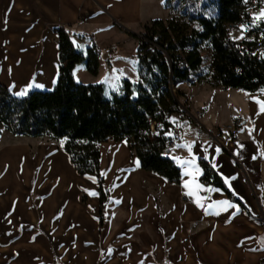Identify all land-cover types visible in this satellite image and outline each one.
Returning <instances> with one entry per match:
<instances>
[{"label": "crops", "instance_id": "1", "mask_svg": "<svg viewBox=\"0 0 264 264\" xmlns=\"http://www.w3.org/2000/svg\"><path fill=\"white\" fill-rule=\"evenodd\" d=\"M144 4L145 0H0V84L15 97L54 90L60 66L55 29L63 26L73 33L82 53L93 46L102 52L98 75L86 70L89 76L82 82L103 84L112 97L120 92L126 74L121 77L112 69L117 88L109 93L105 81L93 82L99 80L102 61L112 67L126 63L122 48L108 47L116 36L118 43L126 44V30L154 20ZM109 32L110 43L98 44L97 34L108 37ZM262 104L264 90L193 85L190 107L201 111V121L211 133L221 124L241 125L235 144L226 143L225 148L209 134L199 139L194 129H186L170 155L182 172L179 185L145 171L126 142L100 144L99 178L77 172L64 150L65 140H60L62 148L40 146L34 159L25 147L1 151L0 264H260ZM199 158L210 163L233 198L201 182ZM100 180L109 194L103 226ZM84 193L87 203L82 201ZM221 201L234 207L222 206Z\"/></svg>", "mask_w": 264, "mask_h": 264}, {"label": "trees", "instance_id": "2", "mask_svg": "<svg viewBox=\"0 0 264 264\" xmlns=\"http://www.w3.org/2000/svg\"><path fill=\"white\" fill-rule=\"evenodd\" d=\"M194 2L196 6L191 0L164 1L165 9L170 5L180 7L186 23L155 19L146 26L138 45L139 80H121L120 92L112 97L107 95L103 84L76 81L74 70L80 63L85 64L88 73L98 75L102 52L96 46L90 47L86 54L80 52L73 33L59 26L55 29L59 79L54 90L30 91L25 97H15L0 84V124L15 136L65 140L64 150L77 172L98 178L100 144L126 142L145 171L179 185L181 169L164 153L167 137L151 136L146 120L161 110L163 114L180 111L173 109L176 97L172 86L179 89L187 83L209 81V75H204L203 48L211 49L213 77L227 90L250 93L264 90V47L259 41L261 37L264 40V23L252 22V0ZM215 2L217 17L205 16V9ZM238 25H248L249 29L240 41L233 40L231 35ZM171 125L166 123V130ZM198 162L204 171L201 182L220 188L233 198L210 163L202 158ZM99 185L103 226L109 194L103 188V180Z\"/></svg>", "mask_w": 264, "mask_h": 264}, {"label": "rangeland", "instance_id": "3", "mask_svg": "<svg viewBox=\"0 0 264 264\" xmlns=\"http://www.w3.org/2000/svg\"><path fill=\"white\" fill-rule=\"evenodd\" d=\"M164 1L165 0H145L144 11L146 12L147 10L151 9L150 13L152 14V17L154 16L153 17L154 20L159 19V20H163L166 23H169L171 21H175L179 24H185L186 23L185 22L186 17H184L182 15L181 8L180 7L173 8L172 5H170L169 9H165V8H163ZM191 1L193 3V6L197 5V3H196V5H194L195 0H191ZM212 1H215V0H212ZM160 4H162V5H160ZM252 5H253L252 6L253 9L251 11L252 22L254 24H257L259 21H264V18H259L260 14L262 12H264V0L255 1L254 4H252ZM160 6H162V8H160ZM205 11H206L205 16L217 17V15H218V3L217 2L213 3V5H211V7H209V8H206ZM146 21L147 22H142L141 26L138 29L131 28L130 31L126 30V44L118 43V42H121V40L119 38H117V36H116V38L114 40L116 42L113 44H110L108 48H110V50H115L116 47L120 48V49L122 48L123 53L126 55L127 61L125 60L126 63H123L122 67L118 66L117 64L116 65L113 64V67L109 64L107 66L106 62L102 61L101 68H100L101 74H100L99 80L95 79L93 83H103L105 81V83L107 85L108 93L112 92L114 90L116 91V88H117L115 86L116 77L113 74H112V76L110 75L112 69H114V68H116L118 70V71H114V73L116 75L119 74L121 77H124V75L126 74L125 78L127 80H130L133 82L138 81L139 71L137 69L138 63H136L138 50L136 47L142 38V34L144 32L143 29H144L145 25H150L153 20H146ZM192 26H195V24H192ZM243 30H245V31H243ZM132 32H134L136 34H133ZM248 32H249V29L247 26L244 27L243 29L242 28L234 29L232 31L233 36H234L233 39L236 41H240L245 37V35ZM137 36H139V38ZM133 37H136V39ZM110 38H111L110 32H109L108 37H107L106 33H103V34L98 33L97 34L98 44H103V42H107V41L110 43ZM259 41L263 42L262 44L264 47V40L262 39V37L259 39ZM122 45H123V47H122ZM77 49L80 52L82 51V49H80L78 46H77ZM202 55L205 58L204 75L205 76L209 75L208 79L210 80V78L212 77V75H210V74H212V70H211L212 52H211V49L208 47L203 48ZM111 60L112 59L107 61V63H111ZM135 60H136V62H135ZM88 76H89V74L86 71V66L84 63H80L79 65L76 66V69L74 70V78L76 79V81H78L80 83H84L82 81H84L86 79V77H88ZM85 83H91V82H85ZM200 84L210 85L212 87H215V88L223 91V89H221L220 87H216L215 85H212V84L207 83V82L206 83H200ZM192 89H193V85H192V87L182 86L179 89H175L174 94L176 95V97L179 98V101H180V104L182 105V108L187 110L189 113V116L187 118L190 121V123L186 127L187 130L191 127L195 131V137L199 138L197 136L198 127L204 126L206 129H207V127L201 121V117H200L201 111L197 108L190 107ZM178 92H179V94H177ZM182 94H184V96H182ZM188 113L186 115H188ZM175 119H177L180 124L182 123V118H180V116L174 115L172 117V120L174 121ZM231 124L236 125V122L230 123V124H221V125L217 126L215 128V133H211L208 129L207 130L211 134H217V130L219 129V127L221 128L224 125H231ZM236 132H237V130H236ZM43 145H50L53 147H61L62 148L63 147V141L52 140V139H49L48 137L33 139L30 137L15 136V135L11 134L10 132H8L0 124V152L5 150V149H8L10 147H18V148L25 147L29 150V156L32 159H34L38 155V148L40 146H43ZM33 195L34 194L32 192V196ZM86 195H87V193H84L82 196L83 203L88 202V197ZM262 262H264V260L261 261V263Z\"/></svg>", "mask_w": 264, "mask_h": 264}, {"label": "built area", "instance_id": "4", "mask_svg": "<svg viewBox=\"0 0 264 264\" xmlns=\"http://www.w3.org/2000/svg\"><path fill=\"white\" fill-rule=\"evenodd\" d=\"M255 0H252V4H254ZM251 4V5H252ZM253 6V5H252ZM248 27V25H238V28H243V27ZM264 52V50H263ZM212 77L210 78L209 81H204L203 83H210L212 85H215L216 87H220L223 90H227L224 86H222L220 84L219 80H216L213 77V70H212ZM186 87H192L191 83H187L185 85ZM172 91L174 93L175 88L172 86ZM174 96L176 97V95L174 94ZM173 109L175 110H180L178 113H169L166 112L163 114V111H158L156 113L155 116H150L147 120H146V124L149 125V132L151 134V136L153 137H158L160 135L166 136L167 137V141H166V148L164 150V153L167 155H171L172 150L178 145L179 142H181L184 139V134L186 131V127L188 126V124L190 123V121L188 120V116L189 113L187 110H185L184 108H182V105L180 104L179 99H177L176 97V104L173 105ZM188 113V115H186ZM174 115H178L180 116V118H182V123L180 124L178 122V120H172V117ZM166 123H171V127L169 128V130H166ZM241 125V122L238 121L236 122V125L231 124V125H224L223 127H219V129L217 130V134H211L204 126H199L198 130H197V136L203 137L205 135H211V137L213 138L214 142L220 144L221 146H223L224 148L227 147L226 143L230 144V145H234L235 144V135H236V130L237 128ZM261 264H264V262H262Z\"/></svg>", "mask_w": 264, "mask_h": 264}, {"label": "snow or ice", "instance_id": "5", "mask_svg": "<svg viewBox=\"0 0 264 264\" xmlns=\"http://www.w3.org/2000/svg\"><path fill=\"white\" fill-rule=\"evenodd\" d=\"M259 18H264V12H262L261 14H260V17ZM261 107H262V110H264V104H262L261 105ZM189 150H190V146H189ZM183 163H188L187 161H184ZM89 179H92L93 180V182H95V179L94 178H92V177H89ZM186 187H187V185H185ZM92 195H96V193H91ZM189 194H191V193H189ZM220 203V205H222V206H225V207H234V205H230L227 201H221V202H219ZM202 206V205H201Z\"/></svg>", "mask_w": 264, "mask_h": 264}]
</instances>
